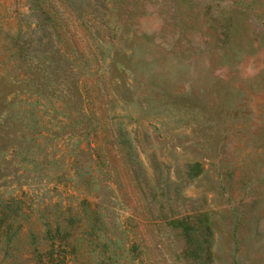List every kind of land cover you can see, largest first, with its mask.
Listing matches in <instances>:
<instances>
[{
    "label": "rangeland",
    "instance_id": "1",
    "mask_svg": "<svg viewBox=\"0 0 264 264\" xmlns=\"http://www.w3.org/2000/svg\"><path fill=\"white\" fill-rule=\"evenodd\" d=\"M68 205L65 264H264V0H0V264Z\"/></svg>",
    "mask_w": 264,
    "mask_h": 264
},
{
    "label": "trees",
    "instance_id": "2",
    "mask_svg": "<svg viewBox=\"0 0 264 264\" xmlns=\"http://www.w3.org/2000/svg\"><path fill=\"white\" fill-rule=\"evenodd\" d=\"M15 203L14 199H11V201L2 202V207L5 208V210L9 207V204ZM17 203V202H16ZM96 202H91L87 200L86 198L80 199L77 206L80 209H91L93 210L94 206H96ZM67 209L69 210V214L64 218L63 222L61 223L58 219L55 220V222L52 224V221L46 220L44 222V225L46 226L45 229V237L49 241L48 249L45 251H40L36 247L33 248V251L36 253L37 261L39 264H52L54 260L57 261V264H65L66 260V249L69 246H73L72 242L69 241V237L72 235V232L70 231L69 227L73 222H75L76 214L73 212V207L70 205L67 206ZM77 212V211H76ZM84 213V211L82 210ZM6 219V218H5ZM81 220L80 218H78ZM4 221V214L0 217V239L5 238L8 242L11 240L12 236L17 233L18 229L16 228L14 231L12 230L13 222L12 221H5V226H2V223ZM31 237L34 238L35 234L32 233ZM56 241L58 243V246L61 247L60 252L63 254L58 255L57 258L54 257V247L56 244Z\"/></svg>",
    "mask_w": 264,
    "mask_h": 264
}]
</instances>
